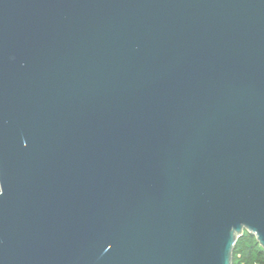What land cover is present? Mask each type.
<instances>
[{"label":"water","instance_id":"1","mask_svg":"<svg viewBox=\"0 0 264 264\" xmlns=\"http://www.w3.org/2000/svg\"><path fill=\"white\" fill-rule=\"evenodd\" d=\"M264 249V0H0V264H232Z\"/></svg>","mask_w":264,"mask_h":264},{"label":"trees","instance_id":"2","mask_svg":"<svg viewBox=\"0 0 264 264\" xmlns=\"http://www.w3.org/2000/svg\"><path fill=\"white\" fill-rule=\"evenodd\" d=\"M232 264H264V249L254 235L246 230L236 240Z\"/></svg>","mask_w":264,"mask_h":264}]
</instances>
